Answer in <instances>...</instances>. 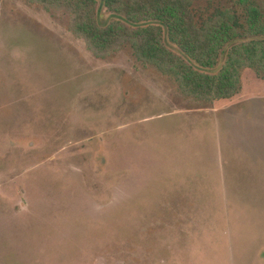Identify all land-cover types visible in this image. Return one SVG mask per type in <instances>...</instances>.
<instances>
[{"label":"rangeland","instance_id":"374dc122","mask_svg":"<svg viewBox=\"0 0 264 264\" xmlns=\"http://www.w3.org/2000/svg\"><path fill=\"white\" fill-rule=\"evenodd\" d=\"M71 26L49 0H0V264H264V76L195 100Z\"/></svg>","mask_w":264,"mask_h":264},{"label":"trees","instance_id":"16d2710c","mask_svg":"<svg viewBox=\"0 0 264 264\" xmlns=\"http://www.w3.org/2000/svg\"><path fill=\"white\" fill-rule=\"evenodd\" d=\"M101 1L117 17L106 25L98 21L95 0L49 3L71 17L72 31L99 55L128 49L136 59L172 76L180 91L195 100L233 98L245 70L264 76V0H225L226 7L212 12L195 8L194 0ZM165 40L193 64L173 53ZM229 44L223 66L210 73Z\"/></svg>","mask_w":264,"mask_h":264}]
</instances>
